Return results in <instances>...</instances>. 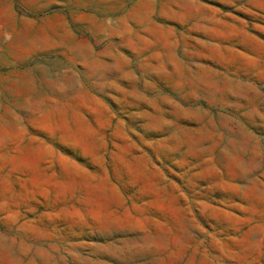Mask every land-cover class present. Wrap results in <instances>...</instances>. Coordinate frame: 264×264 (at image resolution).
<instances>
[{
  "label": "rangeland",
  "instance_id": "obj_1",
  "mask_svg": "<svg viewBox=\"0 0 264 264\" xmlns=\"http://www.w3.org/2000/svg\"><path fill=\"white\" fill-rule=\"evenodd\" d=\"M0 264H264V0H0Z\"/></svg>",
  "mask_w": 264,
  "mask_h": 264
}]
</instances>
